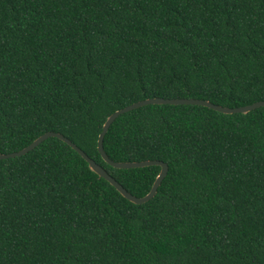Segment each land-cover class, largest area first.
<instances>
[{"label":"trees","instance_id":"obj_1","mask_svg":"<svg viewBox=\"0 0 264 264\" xmlns=\"http://www.w3.org/2000/svg\"><path fill=\"white\" fill-rule=\"evenodd\" d=\"M264 101V0H0V154L61 133L128 192L109 115L148 98ZM143 204L56 137L0 160V264H264V107L119 115Z\"/></svg>","mask_w":264,"mask_h":264},{"label":"water","instance_id":"obj_2","mask_svg":"<svg viewBox=\"0 0 264 264\" xmlns=\"http://www.w3.org/2000/svg\"><path fill=\"white\" fill-rule=\"evenodd\" d=\"M152 104H170V105H201L208 107L210 109H213L215 111L225 113V114H233V113H248L256 108L264 107V101H259L250 105L241 106V107H224L221 105H216L208 100H202V99H187V98H161V97H154V98H148L141 101H137L133 104H130L122 109H119L115 112H113L111 115L107 117L105 122L102 125V130L99 134L98 141H97V148L98 152L100 153L102 159L109 164L110 166L117 168V169H134V168H142L147 166H160V172L157 175L150 191L142 196V197H136L132 195L130 192H128L115 178H113L101 165H99L96 161H94L92 158H90L80 147H78L74 142H72L70 139L62 135L61 133L49 131L38 138H36L30 145L27 147L8 154H0V160L7 159V158H13L17 156L24 155L34 149L36 146H38L41 142L45 141L46 139L50 137H56L69 146H71L87 163L89 168L95 172L100 178L105 179L108 181L124 198L127 200L135 203V204H143L150 199H152L155 194L157 193V189L160 186L161 182L165 178L168 172V165L162 161L158 160H145V161H137V162H119V161H113L111 160L106 152L104 151L103 147V140L104 136L107 133L108 129L110 128L111 124L114 122V120L121 114L126 113L128 111H131L133 109H136L138 107L146 106V105H152Z\"/></svg>","mask_w":264,"mask_h":264}]
</instances>
